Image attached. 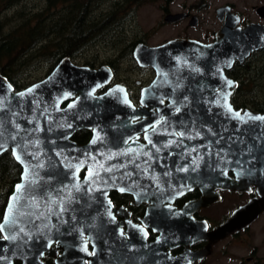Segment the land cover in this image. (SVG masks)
I'll return each instance as SVG.
<instances>
[{"label": "water", "instance_id": "water-1", "mask_svg": "<svg viewBox=\"0 0 264 264\" xmlns=\"http://www.w3.org/2000/svg\"><path fill=\"white\" fill-rule=\"evenodd\" d=\"M254 8L264 18V5ZM187 16L181 12L168 14L164 19L178 22ZM216 16L223 23L212 42L177 37L156 46L139 44L134 57L140 65L156 70L152 89L161 81L176 78H188L191 82L199 79L207 84L202 88L207 93L195 90L184 99L176 98L177 105L184 109L177 118L178 130L196 145L191 147V161L204 166L208 174L219 173L221 167L232 170L237 180L229 178L230 190L241 191L253 185L259 194L215 231L220 239L250 225L264 212V120L251 118L264 114L234 109L230 94L237 83L225 74V69L236 60L242 62L252 52L264 48V24L237 26L240 16L229 4L218 7ZM190 25H198L197 16L190 18ZM110 76L108 67L92 69L67 56L45 77L20 90H15L0 72V154L10 150L22 168L1 222L5 223L6 217L15 220L1 231L9 238L0 239V264H45L41 257L52 240L77 245L88 229H104L94 225L98 194L105 193L99 190L100 177L95 165L99 152L108 156L110 152L105 150L116 147L111 125L115 116H123L117 108L127 107L126 95L119 98L117 87L94 95ZM216 88L219 90L215 91ZM69 99L73 100L62 106ZM228 106L232 111H228ZM235 112L240 116L236 117ZM82 128L92 130V138L86 144L72 139ZM200 144L208 151L201 152ZM84 168L88 169L87 176L80 179L79 172ZM17 185L22 187L17 190ZM176 230L179 243L184 237L183 226ZM102 234L103 239L110 236V232ZM161 235L164 251L153 246L144 254L133 251L127 255V264H191L210 251L203 254L186 247L175 258L168 251L173 237L168 233Z\"/></svg>", "mask_w": 264, "mask_h": 264}, {"label": "flooded vegetation", "instance_id": "flooded-vegetation-1", "mask_svg": "<svg viewBox=\"0 0 264 264\" xmlns=\"http://www.w3.org/2000/svg\"><path fill=\"white\" fill-rule=\"evenodd\" d=\"M26 1L29 0H21L16 7L26 5L24 4ZM43 2L45 0H42ZM51 12L52 10L47 11ZM187 14L184 19L188 18L191 26L192 16L189 12ZM237 14L240 16L237 26L244 28L251 23L244 22L242 15ZM220 22L222 25L223 22ZM216 31L212 33L210 40L199 41L212 42ZM139 44L156 46L144 41L123 44L117 52L118 55L107 60L100 59L98 55L92 61L85 62L77 59L78 55L70 57L76 64L92 69L108 67L111 76L96 88L94 95L106 94L110 89L117 87L119 98L126 95L127 107L117 108L119 114L123 116H115L111 125L115 129L116 147L105 150L110 152L108 156L99 152L95 165L96 173L100 177L99 190L105 193L98 194L99 207L95 212L97 218L94 225L103 226L105 230L101 229L102 227L88 229L77 245L74 243L66 245L62 241L52 240L51 246L41 257L45 264H58V261H63V264H127V255L133 251L144 254L153 247L162 248L164 251V241L160 240L163 233L173 237L168 251L175 258L183 254L186 247L203 254L210 249L202 257L191 261V264H207L213 254L219 252L223 243L236 238L253 237L251 228L264 216V212L260 213L250 225L223 238L217 239L218 237L214 235L241 206L259 197V194L253 185L241 191L230 190L229 178L234 181L237 178L232 170H224L222 165L219 173L208 174L204 166L191 161L189 155L191 147L196 145L184 135H179L177 118L184 109L177 105L176 98L184 99L194 94L195 90H198V93H207V90L206 92L202 90L207 84L201 83L199 79H193L191 82L188 78H176L161 81L156 89H152L157 75L156 70L150 65H140L135 59L134 52ZM260 50L252 52L242 62L236 60L231 68L225 69L226 76L237 83L231 87L230 101L234 109L241 113L250 110L264 114V109L242 101L244 88L251 79L254 87L252 91L246 90L250 91L246 95L252 94L254 98H260L259 81L246 70V63L252 59L257 61L256 64L259 63V60H256L258 55L255 53ZM64 57H66L64 54L59 56L54 66L49 71V68L47 69L44 77ZM181 80L189 83L179 84L178 81ZM218 90L219 88H216L215 91ZM71 100L73 99L63 102L62 106ZM177 108L180 109L178 112ZM78 132L83 136L80 142L73 139ZM91 138L92 130L88 128L77 130L72 135V139L79 144H86ZM200 150L207 152L208 148L200 144ZM14 161L21 168L15 159ZM87 172L86 168L81 170L80 179H84ZM1 175H4V172H0V223L9 196L20 181L19 176L12 185L11 192L7 194L9 182L7 180L5 184ZM109 211L112 216L108 215ZM177 226H183L184 232V237L180 238L179 243H176ZM102 232H110L109 238H101ZM3 237L0 231V239ZM93 252L94 255L89 254ZM14 264L20 262L15 261Z\"/></svg>", "mask_w": 264, "mask_h": 264}, {"label": "trees", "instance_id": "trees-1", "mask_svg": "<svg viewBox=\"0 0 264 264\" xmlns=\"http://www.w3.org/2000/svg\"><path fill=\"white\" fill-rule=\"evenodd\" d=\"M1 1L4 5L18 7L21 0ZM107 1L110 0H45L36 12H32L35 4L16 7L13 16L0 18V72L15 90H20L36 81L28 80L25 75L34 57H43L49 71L59 56L76 57L91 42L112 36L114 42H124L125 21L134 18L136 9L149 0H112L108 10H103ZM48 10L52 12L47 13ZM11 19L17 23L14 25ZM256 54L261 61L256 59L259 60L256 64L252 59L246 63V70L254 79H260L262 100L252 105L264 109V49ZM82 138L81 132L73 136L77 142ZM0 172H4L1 177L5 184L9 182V194L21 172L10 151L0 156Z\"/></svg>", "mask_w": 264, "mask_h": 264}, {"label": "rangeland", "instance_id": "rangeland-1", "mask_svg": "<svg viewBox=\"0 0 264 264\" xmlns=\"http://www.w3.org/2000/svg\"><path fill=\"white\" fill-rule=\"evenodd\" d=\"M111 2L112 0L107 1L102 9L108 10ZM24 4H35L32 12H36L41 8L42 0H29ZM226 4L232 5L233 10L242 15L244 22H264L254 8L264 5V0H149L136 9L134 18L125 21L127 25L125 26L124 42L144 40L150 45H157L182 36H189L202 41L210 40L212 33L221 25V22L217 19L216 10ZM15 10L16 5L7 6L0 0V18L13 16ZM181 12H189L191 16H197L198 25L189 26L188 18L178 22H166L164 19L168 14ZM11 20H13L14 25L17 23L14 19ZM114 41L112 36L91 42L82 49L77 59L85 62L92 61L97 55L100 59L105 60L115 57L124 42ZM42 58L41 56L34 57V61L28 63L25 70L28 80L33 81L44 77L46 74L47 63ZM257 59L261 61L259 57ZM258 81L260 93V79ZM253 87V82H247L244 88L245 92L242 95V101L251 106H253V102L256 103L262 100L261 97L254 98L252 94L246 95L250 92H246V90L252 91ZM251 230L253 231V237L236 238L223 243L219 252L213 254L207 264H264V216L253 225Z\"/></svg>", "mask_w": 264, "mask_h": 264}, {"label": "snow or ice", "instance_id": "snow-or-ice-1", "mask_svg": "<svg viewBox=\"0 0 264 264\" xmlns=\"http://www.w3.org/2000/svg\"><path fill=\"white\" fill-rule=\"evenodd\" d=\"M228 83V85L229 86H231L232 85V82L231 81H228L227 82ZM29 91H31V90H29ZM180 109L179 108H177L176 109V111L178 112ZM228 111H232V109H231V107L230 106H228ZM234 115L236 116V117H239L240 116V113L239 112H235L234 113ZM252 119H260V120H264V117H251ZM179 135H183V133H179ZM93 143H95V141H93ZM20 157L19 156H17V159H19ZM79 169H77V171H78ZM22 186L21 185H17V190H19L20 188H21ZM77 188H78V185H77ZM121 191H123V189H120ZM17 199V197H13V200L15 201ZM111 202L109 201V204H110ZM61 210H63L62 208H61ZM108 215L109 216H112V213H111V211H109L108 212ZM113 218V220L115 219V217L113 216L112 217ZM15 223V220L14 219H12L11 217H6L5 218V223H0V231H3V229L6 227V225H10V224H14ZM21 231H22V229H21ZM121 234H123V233H121ZM9 237H7V236H5L4 237V239H8ZM11 239H15V237L13 236V237H11ZM49 247L51 246V243H49V245H48ZM85 251H87V248H85L84 249ZM90 255H94L95 253L93 252V253H89ZM41 255H42V253H41Z\"/></svg>", "mask_w": 264, "mask_h": 264}]
</instances>
